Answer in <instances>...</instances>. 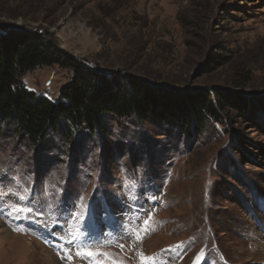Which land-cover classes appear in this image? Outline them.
<instances>
[{
  "label": "rangeland",
  "instance_id": "rangeland-1",
  "mask_svg": "<svg viewBox=\"0 0 264 264\" xmlns=\"http://www.w3.org/2000/svg\"><path fill=\"white\" fill-rule=\"evenodd\" d=\"M0 23L107 79L215 107L186 127L62 122L36 146L0 124V264H264V0H0ZM74 73L21 80L58 100Z\"/></svg>",
  "mask_w": 264,
  "mask_h": 264
},
{
  "label": "trees",
  "instance_id": "trees-1",
  "mask_svg": "<svg viewBox=\"0 0 264 264\" xmlns=\"http://www.w3.org/2000/svg\"><path fill=\"white\" fill-rule=\"evenodd\" d=\"M45 38L42 33L0 23V124L12 121L16 131L35 146L44 142L49 131L57 129L62 122L68 125L67 132H72L73 127L93 132L104 128L107 116H135L141 121L159 120L187 126L194 115L200 118L214 113V103L208 96L177 99L172 93L154 89L134 77L107 79L92 66L80 64L47 46ZM53 64L75 70L63 85L58 100L39 95L21 80L23 73ZM218 95L221 106L235 100L224 93ZM236 106L245 114V103L237 102Z\"/></svg>",
  "mask_w": 264,
  "mask_h": 264
},
{
  "label": "snow or ice",
  "instance_id": "snow-or-ice-1",
  "mask_svg": "<svg viewBox=\"0 0 264 264\" xmlns=\"http://www.w3.org/2000/svg\"><path fill=\"white\" fill-rule=\"evenodd\" d=\"M14 212H21V211H25V209L23 207H17L15 209H13ZM27 211H31L30 209H28ZM100 253H94L91 250H87L86 251V255H88L89 257L93 256V255H99ZM106 255V254H105ZM113 264H122V262L119 261H114Z\"/></svg>",
  "mask_w": 264,
  "mask_h": 264
},
{
  "label": "bare ground",
  "instance_id": "bare-ground-1",
  "mask_svg": "<svg viewBox=\"0 0 264 264\" xmlns=\"http://www.w3.org/2000/svg\"><path fill=\"white\" fill-rule=\"evenodd\" d=\"M9 232V231H8Z\"/></svg>",
  "mask_w": 264,
  "mask_h": 264
}]
</instances>
